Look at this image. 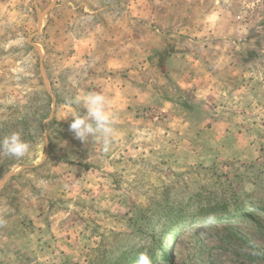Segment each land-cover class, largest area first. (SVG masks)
I'll use <instances>...</instances> for the list:
<instances>
[{"label": "rangeland", "instance_id": "obj_1", "mask_svg": "<svg viewBox=\"0 0 264 264\" xmlns=\"http://www.w3.org/2000/svg\"><path fill=\"white\" fill-rule=\"evenodd\" d=\"M256 1L0 0V139L32 146L0 155V264H264ZM215 53V80L179 86ZM89 93L109 100L108 151L63 119Z\"/></svg>", "mask_w": 264, "mask_h": 264}, {"label": "clouds", "instance_id": "obj_2", "mask_svg": "<svg viewBox=\"0 0 264 264\" xmlns=\"http://www.w3.org/2000/svg\"><path fill=\"white\" fill-rule=\"evenodd\" d=\"M68 103L82 104L85 110L84 115L72 111L63 117V119L69 116L73 118L69 125V131L82 142L91 139L101 143L103 150L108 151L116 134L113 126L114 117L107 110L108 98L102 94L89 93L83 97H76ZM31 147L30 143L22 139L19 132H12L0 139V155L3 156L24 158L31 155ZM214 221L215 218L211 215L205 219L206 224H212ZM137 264H152V261L146 252H141L138 254Z\"/></svg>", "mask_w": 264, "mask_h": 264}, {"label": "crops", "instance_id": "obj_3", "mask_svg": "<svg viewBox=\"0 0 264 264\" xmlns=\"http://www.w3.org/2000/svg\"><path fill=\"white\" fill-rule=\"evenodd\" d=\"M145 1H146V3L151 2V0H145ZM187 1L195 2V0H187ZM205 16H206V20L204 21V23H206L207 21L213 20L215 17H218L219 12L218 11H212V12L206 14ZM204 33H207V31L204 30ZM207 34H208V38H210V33H207ZM214 51H216V50H214ZM219 55H222V54H219ZM216 56L218 57V59L215 61L216 62L215 65H211L213 67V70H211L212 67H208L207 65H205V70L202 69V67H200V66H203V65H201L197 60L194 59L193 61H195L196 64H189L188 70H187V68L184 67L185 69H181L180 71H178V73H175V74H178V76L181 78L175 79L173 77L172 73H174L175 71H174V68H172V67L169 68V75L173 79H175L178 82L179 86H181L183 89L193 91L195 88H197L200 85V83L202 82L203 79L206 80V78L210 76L209 77V78H211L210 80H215V77H216L215 67L219 70L223 69L224 66L221 65V61H223L222 56H218V54L215 53V57ZM183 76L188 78L184 82L181 80Z\"/></svg>", "mask_w": 264, "mask_h": 264}, {"label": "built area", "instance_id": "obj_4", "mask_svg": "<svg viewBox=\"0 0 264 264\" xmlns=\"http://www.w3.org/2000/svg\"><path fill=\"white\" fill-rule=\"evenodd\" d=\"M261 0H257L256 2H260Z\"/></svg>", "mask_w": 264, "mask_h": 264}, {"label": "bare ground", "instance_id": "obj_5", "mask_svg": "<svg viewBox=\"0 0 264 264\" xmlns=\"http://www.w3.org/2000/svg\"><path fill=\"white\" fill-rule=\"evenodd\" d=\"M186 226V225H185ZM180 229V228H179ZM133 262H135V261H133Z\"/></svg>", "mask_w": 264, "mask_h": 264}]
</instances>
